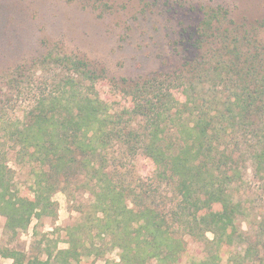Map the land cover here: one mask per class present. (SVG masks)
I'll list each match as a JSON object with an SVG mask.
<instances>
[{"label":"trees","instance_id":"obj_1","mask_svg":"<svg viewBox=\"0 0 264 264\" xmlns=\"http://www.w3.org/2000/svg\"><path fill=\"white\" fill-rule=\"evenodd\" d=\"M164 4L178 12L183 5ZM193 10L197 23L171 28L162 65L121 77L109 99L102 83L115 78L87 59L47 49L15 67L10 82L37 90L14 119L0 102L6 231L17 235L33 218H55L54 194L71 198L74 184L90 200L84 219L68 227L69 247L46 246L45 259L11 248L2 256L13 264H75L118 249L119 260L106 264H180L192 241L203 255L188 264L264 263L262 231L255 239L238 221L247 208L237 189L249 170L264 185V15L236 20L223 4ZM37 69L53 70L55 81L35 87ZM6 143L33 165L27 189L15 181ZM116 148L150 161L152 175H120Z\"/></svg>","mask_w":264,"mask_h":264},{"label":"rangeland","instance_id":"obj_2","mask_svg":"<svg viewBox=\"0 0 264 264\" xmlns=\"http://www.w3.org/2000/svg\"><path fill=\"white\" fill-rule=\"evenodd\" d=\"M164 1L0 0V102L4 100L8 117L14 119L22 116L27 108L26 100L37 90L13 85L9 77L19 63L47 49L87 59L92 66L101 70V75L115 78L112 85L102 83L101 94L109 99L114 82L120 84L121 77L147 75L162 65L170 30L176 29L174 24L178 25L180 21L184 24L198 22L199 13L190 11L193 7L201 3L223 4L231 10L236 20L264 15V0H178L183 4L178 8L179 12L173 5H163ZM32 80L35 87L39 82L53 83L55 74L53 70L45 72L37 69ZM2 134L3 131L0 142L4 140ZM8 146L6 143V150H11L7 154V161L15 170V181L27 189L33 180V165L25 160L21 162L16 150ZM111 155L117 156L113 164L125 178L131 179L132 175L139 174L145 178L152 175L150 161L129 157L124 148H116ZM71 188L77 190L71 198L64 192L54 194L53 199L58 203L55 218H33L29 227L17 235L7 232L5 219L0 218V250L11 248L24 252L28 257L39 255L45 259L46 246L54 248L57 244L59 248L69 247L66 242L69 238L68 227L84 219L82 210L90 200L88 194L78 191L77 184ZM237 189L247 208V215L238 218L240 226L255 239L261 231L264 237V185L256 182L249 170L244 183L239 184ZM161 196L158 194L159 201L168 200ZM255 219L262 221V229ZM188 246L189 255L184 256L180 264H188L191 258H201L203 255V245L191 241ZM240 249V246L235 248L236 251ZM118 253V249H113L104 257L92 258L94 261L91 263L80 261L75 264H106L107 259L119 260ZM261 254L264 257V251ZM0 264H13V260L0 254ZM149 264L159 263L152 260Z\"/></svg>","mask_w":264,"mask_h":264}]
</instances>
